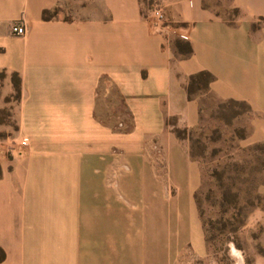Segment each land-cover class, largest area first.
<instances>
[{"label":"crops","instance_id":"1","mask_svg":"<svg viewBox=\"0 0 264 264\" xmlns=\"http://www.w3.org/2000/svg\"><path fill=\"white\" fill-rule=\"evenodd\" d=\"M66 1L44 20L60 0H0V71L20 77L0 143V264L205 257L199 165L167 119L192 127L205 98L244 101L245 142H264V28L251 29L264 0H157L163 31L144 0ZM200 71L213 79L191 94Z\"/></svg>","mask_w":264,"mask_h":264},{"label":"rangeland","instance_id":"2","mask_svg":"<svg viewBox=\"0 0 264 264\" xmlns=\"http://www.w3.org/2000/svg\"><path fill=\"white\" fill-rule=\"evenodd\" d=\"M153 9L157 0H144ZM67 1L60 0L54 14L67 12ZM237 14L228 13V16ZM264 28V18L252 23L253 34ZM256 38V37H255ZM255 44L257 39L254 40ZM264 61V55L262 57ZM205 78L189 87L191 94H203ZM12 74L0 71V143L9 147L16 130L12 106L16 101ZM10 85V87H9ZM208 97V96H207ZM239 101V100H237ZM246 103V102H245ZM198 124L182 127L175 116L167 119L181 127L190 157L200 169V184L194 194L205 232L207 253L190 264H264V142L247 144L245 115L249 108L227 100L205 98Z\"/></svg>","mask_w":264,"mask_h":264},{"label":"trees","instance_id":"3","mask_svg":"<svg viewBox=\"0 0 264 264\" xmlns=\"http://www.w3.org/2000/svg\"><path fill=\"white\" fill-rule=\"evenodd\" d=\"M53 15H54L53 11L44 10L42 13V18L44 20H49L53 17ZM177 46L180 50L189 51V47L187 46V44H182L181 42H177ZM12 76H13V83H14L13 86H14V90H15V94H16L15 98L17 100L20 96V77L15 72L12 73ZM198 78H205L203 84L205 87H207L209 81H211L213 79V75L211 73H209L208 71H200V72L196 73L195 75H192L190 77L188 89ZM228 101L243 104L247 108V110L249 108L248 104L245 103L244 101H237L234 99H228ZM171 125L173 126V131L176 134V136L180 139L183 138L181 127L176 126L174 123H172ZM261 145L264 146V143H262ZM0 174H1V170H0ZM4 256H5V253H4L3 249L0 247V260H2L4 258Z\"/></svg>","mask_w":264,"mask_h":264},{"label":"built area","instance_id":"4","mask_svg":"<svg viewBox=\"0 0 264 264\" xmlns=\"http://www.w3.org/2000/svg\"><path fill=\"white\" fill-rule=\"evenodd\" d=\"M151 26L158 31H163L166 28L167 18L163 6L160 3H156L150 13ZM11 31L16 35H24L26 32V26L22 22H12ZM179 34V33H178ZM182 38L186 39L185 35L179 34ZM25 144V142H23Z\"/></svg>","mask_w":264,"mask_h":264}]
</instances>
